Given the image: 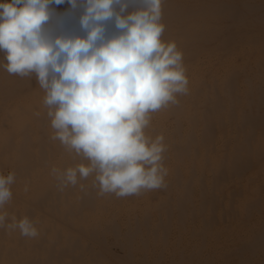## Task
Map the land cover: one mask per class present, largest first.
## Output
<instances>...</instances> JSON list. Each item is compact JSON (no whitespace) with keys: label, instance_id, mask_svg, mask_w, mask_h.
<instances>
[{"label":"bare ground","instance_id":"obj_1","mask_svg":"<svg viewBox=\"0 0 264 264\" xmlns=\"http://www.w3.org/2000/svg\"><path fill=\"white\" fill-rule=\"evenodd\" d=\"M163 22L188 91L152 114L168 174L138 195H100L91 177L61 189L52 167L81 158L51 139L35 76L0 68L5 209L39 229H0V264H264V0H165Z\"/></svg>","mask_w":264,"mask_h":264},{"label":"clouds","instance_id":"obj_2","mask_svg":"<svg viewBox=\"0 0 264 264\" xmlns=\"http://www.w3.org/2000/svg\"><path fill=\"white\" fill-rule=\"evenodd\" d=\"M164 3L0 0V68L35 76L51 139L81 158L52 167L61 189L89 177L100 195L165 186L164 137L148 129L152 114L176 104L189 81L182 51L164 39ZM61 4L69 7L57 12ZM15 180L14 172H0V229L38 237L36 221L9 218L5 209Z\"/></svg>","mask_w":264,"mask_h":264}]
</instances>
